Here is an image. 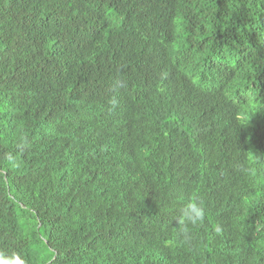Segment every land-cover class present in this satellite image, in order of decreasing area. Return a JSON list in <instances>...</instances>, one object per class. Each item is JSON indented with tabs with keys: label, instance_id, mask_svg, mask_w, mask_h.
<instances>
[{
	"label": "trees",
	"instance_id": "16d2710c",
	"mask_svg": "<svg viewBox=\"0 0 264 264\" xmlns=\"http://www.w3.org/2000/svg\"><path fill=\"white\" fill-rule=\"evenodd\" d=\"M0 251L264 264V0H0Z\"/></svg>",
	"mask_w": 264,
	"mask_h": 264
},
{
	"label": "clouds",
	"instance_id": "9594fccd",
	"mask_svg": "<svg viewBox=\"0 0 264 264\" xmlns=\"http://www.w3.org/2000/svg\"><path fill=\"white\" fill-rule=\"evenodd\" d=\"M250 147H254L253 140H250ZM18 147H25L24 144ZM8 159L11 161L13 157L9 154ZM207 210L203 199L199 195H194L187 203L179 210V215L176 218L177 225L181 228V235L187 237L190 228L203 224L206 219ZM0 264H26L25 259L18 253H8L0 251Z\"/></svg>",
	"mask_w": 264,
	"mask_h": 264
},
{
	"label": "rangeland",
	"instance_id": "374dc122",
	"mask_svg": "<svg viewBox=\"0 0 264 264\" xmlns=\"http://www.w3.org/2000/svg\"><path fill=\"white\" fill-rule=\"evenodd\" d=\"M228 100H226L225 98L223 97H220V103L225 107L226 104H227ZM193 142V141H192ZM234 178V177H233ZM235 180V179H234Z\"/></svg>",
	"mask_w": 264,
	"mask_h": 264
}]
</instances>
